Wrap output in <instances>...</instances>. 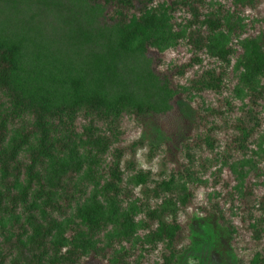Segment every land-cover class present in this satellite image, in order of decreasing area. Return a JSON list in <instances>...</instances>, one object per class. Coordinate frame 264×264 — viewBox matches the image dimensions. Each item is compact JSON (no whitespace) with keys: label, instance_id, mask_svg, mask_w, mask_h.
Wrapping results in <instances>:
<instances>
[{"label":"rangeland","instance_id":"obj_1","mask_svg":"<svg viewBox=\"0 0 264 264\" xmlns=\"http://www.w3.org/2000/svg\"><path fill=\"white\" fill-rule=\"evenodd\" d=\"M184 1L131 8L73 2L80 16L45 51L79 72L86 90L122 102L113 112L68 104L60 121L49 113L9 120L5 145L19 132L31 135L15 158L17 180H0V193L14 194L36 145L35 126L46 127L52 157L36 171L43 181L58 177L63 198L44 222L63 237L60 253L73 249L71 264H165L167 256L166 264H264V73L249 78L244 66L248 57L264 59V0H198L199 20H222L212 33L188 24L191 3ZM89 43L96 57H82ZM210 49L229 51L226 62ZM205 72L220 73L218 93L192 86ZM4 88L0 115L10 118ZM154 97L167 108L146 110ZM30 186L25 206L9 205L0 218V264H43L50 256L49 241L32 242L26 225L40 214ZM84 209L98 220L92 232L79 223ZM150 211L156 216L147 222ZM157 219L176 225L171 255L156 241Z\"/></svg>","mask_w":264,"mask_h":264},{"label":"trees","instance_id":"obj_2","mask_svg":"<svg viewBox=\"0 0 264 264\" xmlns=\"http://www.w3.org/2000/svg\"><path fill=\"white\" fill-rule=\"evenodd\" d=\"M75 1L79 0H0V84L3 87L6 86L4 89L8 92L11 110L9 112L10 118L6 114L0 115L1 181L11 177L16 179L15 172H17L19 167L15 163L16 155L28 142V138L31 135H24L19 132L5 145V131L11 117L13 119L22 118L27 113H35V117L39 121L43 114L49 113L50 117H55L60 121L61 115H68L66 111L68 104L75 110L77 108H91L113 112L115 111V106L119 105L123 100L111 99L105 94L86 90L79 72H72L70 70L71 65L67 68L65 60L58 57L52 58L56 56L45 51L44 46L47 40L56 35L57 30L61 26H66L67 20L72 22L75 16H80L81 13L78 9L71 8L73 6L72 3ZM86 1L87 3L94 2L99 5L109 4L116 7L131 8L135 3L151 2L152 0ZM185 1L191 3V7L189 6L191 16L188 21L191 27L203 26L211 33L220 32L222 23L220 17L199 20L196 8L198 0ZM89 44L90 46L92 45V43ZM117 45L121 49H125L124 41L120 43V37ZM91 47L88 55L83 54L82 57L93 58L98 55L99 52L93 51V45ZM195 48L199 49L197 46ZM212 51L210 49L211 53ZM82 52L83 48H81L79 54H76L77 57H73V60L80 59L78 57H81ZM228 53L229 51L220 49L213 51L212 54L220 62H226ZM244 66L249 78L255 79L264 73V59L255 60L253 57H248ZM149 82H151L150 79ZM220 82V73L215 75L211 72H205L199 79L193 81L195 84L192 86L198 87L199 90H210L218 93L220 91ZM262 82L259 85V93H264V76ZM56 92L59 93V96H56ZM168 95L169 91L163 90L162 96L166 98ZM149 101L146 105V110L151 109L150 111L152 112H158L167 108L157 97ZM136 109L138 113L143 112L139 105L136 106ZM48 133L46 127L42 125L35 126V131L32 135L36 145L30 155L29 164L24 169L23 181H18L19 183L14 181L16 188L14 194L12 193L10 196L5 197L0 193V218L9 213V205L18 204L22 207L25 206L30 185L34 181L36 186L33 198L40 204V214L39 219L36 218V215L33 217L28 216L26 219V225L30 228V238L32 242L36 241L39 245H44L45 241H49L50 256L47 260H44L43 264H71L73 262V249L68 248L63 253H60L59 248L63 237L54 236V233H52L54 223L51 220L48 219L49 222H44L47 216L58 213L59 201L63 198L62 194H60L62 191L61 186L58 185L59 178L52 174L43 181L36 171L39 161L43 158L50 159L52 157V143L49 141ZM109 178L111 183H107L104 189L112 192V184L118 179L116 164L110 172ZM6 198H10L7 204L4 203ZM64 201L67 202L66 197H64ZM146 215L148 222L153 216H156V213L155 211H150ZM78 216L80 218L79 223L84 227H88L91 232L98 226V220H96L94 213L89 209L82 210ZM175 229L176 225L174 223L166 224L157 219L155 238L157 242H161L169 250V255L172 254V249L170 250V248L174 240ZM78 233L80 232H75L74 236L78 237ZM74 236L71 241H75ZM83 241L85 240L82 239ZM169 261L167 256L164 258L163 263L166 264Z\"/></svg>","mask_w":264,"mask_h":264}]
</instances>
